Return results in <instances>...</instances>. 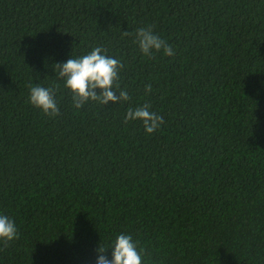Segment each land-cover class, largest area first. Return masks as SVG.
<instances>
[{
	"label": "trees",
	"instance_id": "1",
	"mask_svg": "<svg viewBox=\"0 0 264 264\" xmlns=\"http://www.w3.org/2000/svg\"><path fill=\"white\" fill-rule=\"evenodd\" d=\"M95 47L131 99L77 109L53 65ZM54 84L53 118L29 96ZM144 104L152 134L125 122ZM0 214V264H97L120 233L145 264H264V0H0Z\"/></svg>",
	"mask_w": 264,
	"mask_h": 264
},
{
	"label": "clouds",
	"instance_id": "2",
	"mask_svg": "<svg viewBox=\"0 0 264 264\" xmlns=\"http://www.w3.org/2000/svg\"><path fill=\"white\" fill-rule=\"evenodd\" d=\"M132 35L123 31L122 36ZM134 43L138 44L144 56L152 58L154 52L163 53L166 56H174L175 51L171 44L162 39L153 31L152 26L138 28L135 31ZM107 49L95 47L91 52L78 58H69L66 62H57L53 65L58 80L64 81V87L72 93L73 106L82 108L89 101H95L102 105L129 101L131 97L127 90H122L118 83L119 72L124 64L116 58L107 55ZM59 84L50 87L36 85L31 87L29 102L49 117L60 115V108L56 100V92ZM99 89V91H97ZM152 90L151 84L145 86L146 93ZM119 93V94H117ZM150 104L133 109L129 107L125 116V122L129 120H141L148 134L154 133L164 124V118L151 111ZM19 239V231L13 219L0 214V241L5 246H10L11 241ZM112 249V259L106 253ZM97 264H145V256L151 257V253L140 246L139 240H134L131 234L120 233L110 245L100 243Z\"/></svg>",
	"mask_w": 264,
	"mask_h": 264
}]
</instances>
